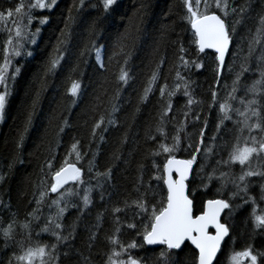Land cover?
Segmentation results:
<instances>
[{
    "label": "trees",
    "instance_id": "obj_1",
    "mask_svg": "<svg viewBox=\"0 0 264 264\" xmlns=\"http://www.w3.org/2000/svg\"><path fill=\"white\" fill-rule=\"evenodd\" d=\"M21 3L22 0H0V13L7 16L11 9L14 15ZM228 3L229 15L222 18L229 27L232 43L219 78L215 54L200 53L196 48L191 26L185 19L183 0H116L107 11L102 0H84L83 5L80 0H57L50 10L33 13L30 37L35 35V43L27 44L10 68L8 95L0 121V264L10 261L17 264L14 254L21 255L29 247L48 245L46 250L52 251V244L57 248L53 260L44 258L48 264H108L111 251H120L119 244L112 245L109 241L113 236L124 245L132 241L138 245L119 258L130 254L140 264H164L160 254L168 250L144 245L142 233L149 220L147 216L136 217L137 209L131 202L145 193L149 208L166 202L163 179L155 178L163 176L167 157L159 145L174 143L176 129L185 120L183 114L188 111L185 82L191 97L200 103L192 106L179 134L180 147L173 155L192 158L205 121L204 146L214 147L210 154L203 151L197 154L187 182L193 214L200 213L207 200L223 198L231 204L221 219L229 228V237L213 264H229L234 252L247 248L264 258L260 255L264 253V240L252 233L250 219L253 209L257 215L264 214V192L247 183V193L232 198L237 189L231 180L235 178L239 183V175L247 169L234 164L217 165L218 160L228 159L238 134L234 121L240 119L233 112L232 120L224 121L218 132L219 103L231 91L232 81L247 56L248 41L255 36L259 18L264 15V0H228ZM210 5L209 11L222 15L215 0H210ZM241 7L246 9L243 16L239 13ZM232 8L237 9L236 13H232ZM45 18L46 22L41 23ZM5 37L0 33V64ZM97 48L102 50L103 68L96 61ZM260 48L258 45L247 61L251 71L241 77L237 100L230 101L234 107L242 108L239 98L245 96L246 86L260 78L256 60ZM181 56L202 67H184ZM54 58L59 59V64L50 73L48 67ZM162 60L159 79L148 98L142 100L152 73ZM17 68L19 72L12 80L11 73ZM122 68L130 75L127 84L118 79ZM177 71L184 80L177 78ZM73 82L80 85L76 97L68 93ZM165 84L169 91L176 92L171 97L172 110L162 125L166 137L157 132L161 113L169 101L167 94L163 98L160 94V86ZM177 84L179 89L175 88ZM213 91L218 92V102L210 107ZM247 98L251 99V94ZM196 113L200 114L199 120H195ZM101 119L103 123L93 136L92 130ZM109 119L115 123L109 124ZM213 137L217 139L214 141ZM76 141L80 142L78 150L82 156L78 162L74 153L69 155ZM157 152L160 154L156 155ZM66 158L81 168L84 183L65 186L79 194L68 198L70 203L59 221L63 224L62 235L68 239L58 242L51 231H43L48 217L56 214V207L51 205L58 194L49 192L39 205L37 200L41 191L50 188L52 173ZM48 161L53 162L51 170ZM213 169H217V176L220 171L231 175L226 181H209ZM89 187L91 203L85 208L83 189ZM117 207L123 211L115 213ZM26 223L27 229L22 227ZM128 223H135L136 228H128ZM10 224L12 235L5 239L3 229ZM195 258V251L184 244L178 251L171 250L168 260L170 264H195Z\"/></svg>",
    "mask_w": 264,
    "mask_h": 264
},
{
    "label": "snow or ice",
    "instance_id": "obj_2",
    "mask_svg": "<svg viewBox=\"0 0 264 264\" xmlns=\"http://www.w3.org/2000/svg\"><path fill=\"white\" fill-rule=\"evenodd\" d=\"M57 0H51V3H46V0H34V3L31 4L30 10L26 13L28 16V24L32 23V13L31 9H51ZM116 0H102L103 7L107 11ZM81 5H83L84 0H80ZM203 4V8L201 5ZM184 8L186 9L187 15L185 19L190 24L191 29L195 37V45L198 52L203 53L205 49H212L215 53V59L218 63L217 67V76L219 78L222 73L223 67L225 65V56L228 53L230 44L232 43V35L229 31V27L225 22V19L222 17H227L229 15V3L228 0H215V7L220 10L222 15H217L215 12L209 11L210 0H183ZM24 8L23 4L18 5L15 8V13L20 14ZM232 13H236L237 9L232 8ZM246 9L241 7L239 13L241 16L245 13ZM7 17L12 16V10H8ZM5 19V13H0V20ZM46 18L41 20V23H45ZM241 21H237L240 23ZM39 29H37V32ZM235 31L233 26L232 32ZM15 40L12 36H9L8 41L4 47V63L0 64V86H3L4 90L0 91V119H2L3 112L6 105V99L8 95V80L9 73L8 68L11 65L10 56H20L21 50L24 47L23 41L28 38V33L22 29L21 23H17L15 28ZM32 42L35 43V37L32 35ZM261 45L260 54L256 56L257 68L260 72V78L253 81L250 86H246V94L244 97L239 98V104L241 107H234L230 101L237 100V92L241 86V77L244 73L251 71L250 67L247 64V61L256 53L257 46ZM101 49H96V59L103 68V62L101 59ZM185 50L181 48V52ZM28 55H31L29 52ZM181 61L184 67L189 65H194L197 69L202 67V64L197 63L196 61H189L184 59L181 56ZM59 64V59H52L48 67V72L54 73L56 71L57 65ZM158 65L157 70L152 73V76L148 82V86L144 90V95L142 100L148 98V94L153 90V85L159 79L160 76V67ZM231 70V69H230ZM19 72V69H16V72L11 73V79L14 80L16 73ZM177 78L184 80L185 78L181 76L180 72L177 71ZM119 81L127 84L130 75L125 69H121L120 75L118 77ZM180 85L175 86L176 89H179ZM228 86L225 85V88ZM80 85L76 82H73L71 87L68 89L69 95L76 97L79 93ZM160 94L163 98L165 94L169 97L167 107L161 113L160 123L161 127L157 128V132L161 136L166 137V133L163 128L165 118L168 117L169 112L172 110L171 97L176 94L175 90L169 91L168 86L165 84L160 86ZM251 94L252 98L248 99L247 95ZM184 95L188 97L187 106L188 111L184 112V121H181V126L176 129V135L173 137L174 143L167 144L161 143L159 149L162 153L167 154L166 163L163 166V176L155 177L157 180L163 179V183L167 188V197L166 202H161L159 205L153 204L149 208L150 201L147 198V194L139 197L136 200L131 202V205L135 206L137 211L135 212L136 217L143 218L144 216L148 217L149 223L145 225L144 231L142 233L143 242L146 245H164L166 246L167 252H161V258L164 261V264H170L168 257L171 254V250H180L185 241H190L192 245L195 246V249L198 250V255L195 258V264H213L214 258H216L218 251L221 248V242L226 236L229 235V228L226 224L220 222L221 213L225 209H231V204L229 200L221 199H211L208 200L204 205V211L200 215L193 214V201L189 199L186 195L187 185L185 181L189 177V173L192 171L193 164L197 160V154L202 151L205 155L210 154L214 151L213 146H204V134L207 127V122L205 121V128L200 130V141L195 146V152L192 155L191 159L187 160H178L174 157L173 153L176 152L181 144L180 132L183 130L184 124L187 121L191 111L192 106L200 103L199 101L194 100L187 88V82H185V91ZM212 95V105H215L218 102V92L213 91ZM75 102V101H73ZM115 111V109H113ZM235 112L239 120L234 121L238 126V134L235 137L236 142L232 145L231 151L229 152L228 159L218 160L217 165L221 167H226L231 164L238 163L242 166H247L249 170L242 171V174L239 175L238 181L235 178L231 182L235 185L237 191L232 193V198L238 196L240 193H247V177L252 176H264V172H259L251 169V158L256 155L257 157L260 154H264V135H254L253 133H264V15L259 18V27L256 28L255 36L248 41V53L244 57V62L241 63L240 71L236 73L235 79L232 81L231 91L227 93V97L224 102L219 103V113L220 120L217 124V131L221 130L224 121L232 120V113ZM200 119V114H195V120ZM103 119L97 122L92 130L93 136L96 134V129L101 127ZM109 124H114L115 121L109 119ZM247 130L248 135L244 136L243 133ZM63 131V128H61ZM155 139V137H151ZM101 139L103 137L101 136ZM217 137H213L215 141ZM79 141H76L71 146V152L75 154L76 161L78 162L82 156L78 150ZM192 147V145H189ZM159 155L160 152L155 153ZM47 166L49 170L53 168V162L48 161ZM91 171V168L89 169ZM175 172L176 178H173L172 173ZM217 169H213V172L208 175V180L219 179L221 181H226L227 178L231 175L229 172L220 171L219 175H216ZM100 175V173H97ZM50 188L45 191L40 192V198L37 200V204L42 203L47 197L48 193L58 194L56 199L52 200V205L55 206L57 211L55 216H49L45 227L43 228L44 232L51 231V234L55 236L58 242L67 240L68 237L62 235L63 224L59 222L67 208V205L70 203L69 197L73 195H78L79 192L72 188L65 189V185H68L70 182H73L77 185L83 184L82 180V170L77 167L76 163H73L70 159L66 158L63 162V165L56 171L52 173ZM243 185V187H241ZM223 187V183H222ZM61 189H65L61 191ZM91 188H84V195L82 197L83 205L85 208L91 203L90 192ZM219 191V190H218ZM249 199H253L249 197ZM247 202V201H245ZM253 203L255 201L253 200ZM64 205L63 207L61 205ZM126 206H129L126 202ZM35 211V210H34ZM123 209L117 207L114 209L115 213H119ZM34 219H38L34 214H30ZM253 222L255 228L262 229L264 228V214L257 215L256 210L253 209ZM117 223H119V218L117 217ZM23 228L27 229L29 225L26 223L22 225ZM127 227L130 229H135V223H128ZM212 227L215 228V235H210L208 229ZM60 230V231H57ZM120 232V228L116 229V233ZM139 234V233H138ZM12 235V224L8 228L3 229V236L5 239H10ZM109 241L112 245H120V251L113 249L111 254L108 256V264H140V262L134 258L132 255L128 254L126 260H116L113 257H120L122 254H127L129 250L135 249L138 247L135 241L128 243L127 245L122 244L117 236L109 238ZM57 248L56 244L51 245L52 251H48V245H39L37 247H29L23 251L21 255L13 256V259L17 261V264H48L44 258L48 257L49 260H53V253ZM264 256V253L260 254ZM249 261L250 264H258V256L253 254L251 248L244 249L243 251L234 252L229 257L230 264H245V261ZM11 264V261H10Z\"/></svg>",
    "mask_w": 264,
    "mask_h": 264
},
{
    "label": "rangeland",
    "instance_id": "obj_3",
    "mask_svg": "<svg viewBox=\"0 0 264 264\" xmlns=\"http://www.w3.org/2000/svg\"><path fill=\"white\" fill-rule=\"evenodd\" d=\"M32 3H34V0H22L21 4L24 5V8L22 9V12L20 14L16 13V14L12 15L10 18L5 16L4 20H0V33L6 35V37H5L6 40H5L4 45H3V56H2L3 58L1 59V64L4 63V59H5L4 47H5L6 42L8 41L9 36H12L14 40L16 39L15 38V28L17 26V23H21V21H22V29L28 33V38L23 41L24 47L27 44H29V45L31 44L32 38L30 37V34H31V26L33 23H31L30 25L28 24V16L26 15V13L30 10V6ZM46 3H51V0H46ZM201 7L203 8V4L201 5ZM36 10H39V9H31L32 19H33V13ZM32 35H34V34H32ZM21 53H22V50H21ZM20 56H18V57L17 56H10L9 57L11 60V65L8 68V73H9L10 68H11L12 64L14 63V61L17 58H19ZM96 61H97V59H96ZM3 90H4L3 86H0V91H3ZM0 121H1V119H0ZM72 184H74V183H72ZM121 259L122 258H119V257L116 258V260H121ZM126 259L127 258H124L123 260H126ZM35 264H38V262H35ZM229 264H230V262H229ZM245 264H250V262L246 260Z\"/></svg>",
    "mask_w": 264,
    "mask_h": 264
},
{
    "label": "flooded vegetation",
    "instance_id": "obj_4",
    "mask_svg": "<svg viewBox=\"0 0 264 264\" xmlns=\"http://www.w3.org/2000/svg\"><path fill=\"white\" fill-rule=\"evenodd\" d=\"M253 134L254 135H264V133H255V132ZM247 135H248V132L246 131V136ZM250 164H251V169L252 170L259 171V172H264V154H260L259 157H257L256 155H254L251 158ZM234 165H236L239 168H242V166L239 165L238 163H236ZM245 168L247 170H249L247 166H245ZM247 179H248V182L247 183H250L252 185V188L253 189H257L258 191L264 192V176H252V177H247ZM204 203H203V206H204ZM202 211L200 213H202ZM200 213H198V214H200ZM224 214H225V211H224L223 215ZM258 215H259V212H258ZM250 219H251L252 230H253L252 233L256 237H259L258 239L264 240V228H262V229L255 228V225H254V222H253V218H250ZM256 229H257V232L254 231ZM241 251H243V250H241ZM253 254H256V253H253ZM256 255L258 256V264H264V258L263 257H260L258 254H256Z\"/></svg>",
    "mask_w": 264,
    "mask_h": 264
},
{
    "label": "water",
    "instance_id": "obj_5",
    "mask_svg": "<svg viewBox=\"0 0 264 264\" xmlns=\"http://www.w3.org/2000/svg\"><path fill=\"white\" fill-rule=\"evenodd\" d=\"M191 31H192V33H193V30L191 29ZM229 50H230V48H229ZM205 52H212V53H214V51L212 50V49H205V51L203 52V53H205ZM229 52V51H228ZM215 54V53H214ZM227 54L228 53H226V56H225V60H226V57H227ZM221 75V74H220ZM176 159H178V160H186V159H180V158H176ZM190 175H191V172L189 173V177H188V179L185 181V183H186V185H187V181L189 180V178H190ZM172 176H173V178H176V174H175V172H173L172 173ZM71 183H73V182H70L69 184H71ZM66 186V185H65ZM164 188H165V191H166V197H167V188H166V186L164 185ZM186 192H187V188H186ZM190 199V198H189ZM191 200V199H190ZM207 202V201H206ZM205 202V203H206ZM205 203H204V205H205ZM227 209H225L224 211H226ZM203 211H204V207H203ZM202 211V212H203ZM224 211L221 213V216H220V222H221V218H222V215H223V213H224ZM200 214H202V213H200ZM200 214H197V215H200ZM222 223V222H221ZM208 231H209V234L210 235H215V228H212V227H210L209 229H208ZM228 236H226L225 238H224V240L221 242V246H222V244H223V242L225 241V239L227 238ZM144 243V242H143ZM184 244H188L196 253H197V255H198V250L197 249H195V246L194 245H192L191 244V242L190 241H185V243ZM183 244V245H184ZM147 248H149V249H155V248H159V247H163L164 245H146V244H144ZM182 245V246H183ZM165 248H166V246H164ZM221 249V248H220ZM173 251H178V250H173ZM218 253H219V251H218ZM218 253H217V255H218ZM216 258H217V256H216ZM216 258H214V260H213V263H214V261H215V259Z\"/></svg>",
    "mask_w": 264,
    "mask_h": 264
},
{
    "label": "bare ground",
    "instance_id": "obj_6",
    "mask_svg": "<svg viewBox=\"0 0 264 264\" xmlns=\"http://www.w3.org/2000/svg\"><path fill=\"white\" fill-rule=\"evenodd\" d=\"M194 35V34H193ZM189 181V180H188ZM187 181V182H188ZM69 185V184H68ZM163 185H164V183H163ZM67 186V185H66ZM186 195H187V192H186ZM208 201V200H207ZM204 207V206H203ZM202 210H203V208H202ZM197 215V214H196ZM224 243V242H223ZM164 247V246H163ZM156 249V248H155ZM173 251V250H172ZM196 253V252H195ZM196 256H197V253H196Z\"/></svg>",
    "mask_w": 264,
    "mask_h": 264
}]
</instances>
